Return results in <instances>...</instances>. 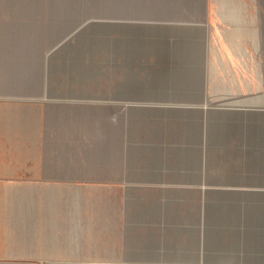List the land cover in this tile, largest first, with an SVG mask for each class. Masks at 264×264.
<instances>
[{
  "label": "rangeland",
  "instance_id": "1",
  "mask_svg": "<svg viewBox=\"0 0 264 264\" xmlns=\"http://www.w3.org/2000/svg\"><path fill=\"white\" fill-rule=\"evenodd\" d=\"M41 1L86 9L25 26L56 91L57 168L50 229L42 217L22 264H263L264 181L242 167L264 153L242 135L264 130V27Z\"/></svg>",
  "mask_w": 264,
  "mask_h": 264
},
{
  "label": "crops",
  "instance_id": "2",
  "mask_svg": "<svg viewBox=\"0 0 264 264\" xmlns=\"http://www.w3.org/2000/svg\"><path fill=\"white\" fill-rule=\"evenodd\" d=\"M72 9L86 7L0 0V264H22L26 248H39L29 243L39 242L42 217L48 218L49 231L55 212L56 91L41 81L40 55L25 49V26L56 24L58 10ZM145 9L171 11L161 22L144 18L150 24L264 27V0H151ZM242 145L248 154L249 148L264 153V130L243 133ZM242 168L258 184L264 181V161ZM28 186L37 187L36 192L26 191Z\"/></svg>",
  "mask_w": 264,
  "mask_h": 264
}]
</instances>
